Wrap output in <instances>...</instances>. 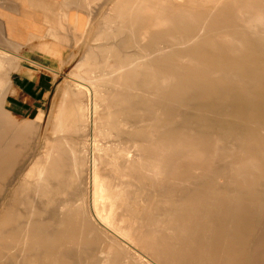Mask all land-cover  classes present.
I'll list each match as a JSON object with an SVG mask.
<instances>
[{
    "label": "rangeland",
    "instance_id": "1",
    "mask_svg": "<svg viewBox=\"0 0 264 264\" xmlns=\"http://www.w3.org/2000/svg\"><path fill=\"white\" fill-rule=\"evenodd\" d=\"M125 1L127 2L128 0H106L101 3L94 15V27L97 25H107L109 28H114L113 25L115 23L108 18L110 17L108 13H111V19L118 20L119 18L112 10H115L118 3L124 5L123 2ZM193 1H199L200 8L199 5L198 7H192L190 3ZM216 1L218 0H170V6H167L171 9L169 12L173 13L170 14L172 20L165 24L161 23V25H158L154 29L161 40L167 41L170 44L178 42L177 37L180 33H185V31H187L189 36L198 33V27L204 23H206L208 29L213 30L211 31L212 33L216 31V28H222V26L236 29L233 32H222L229 35V39L224 41V43L228 42L230 44L229 47H220V51L224 52L222 58H219L220 53L217 51L218 41L221 39L216 35L214 37L213 34L209 35L208 38L206 36L202 38L201 49L207 50L209 46L213 50V54L209 55L210 57H206L205 53H200L199 61L210 65L208 66L209 70L205 71L211 75L209 76L203 71L199 73L197 66H193L188 69L192 78L188 75L185 78L186 73L184 72L178 75L176 68L175 70L174 68H170L168 58L170 54H166L163 58H150V60L136 58L137 56H141V48L156 49L153 40L148 39L150 37L149 34L146 35L148 28H150V24L147 22L142 25L143 31L137 28V30H140L138 33L145 38L140 43L139 41L135 43L131 37L128 38V32L124 30V40H119L120 46L119 44L118 46L120 49L119 47L116 48L120 58L114 56V58H108L109 61H105L107 58H100L104 62L99 64L98 62L87 61L85 66L79 69L78 65L82 62V57L87 53L88 49L102 47L112 49L111 45L114 44L113 35L115 33L113 29L110 31L112 39L106 40L101 47L100 42L98 43V41L90 39L92 25L85 35L77 33L74 36L68 31L69 25L66 22L65 24L48 25L44 31L45 34L38 40L41 44V48H39L46 51L51 57H62L65 64L61 65L54 61L55 58H42L41 55L31 54L28 49L32 47V44L37 42V38L35 33H32L28 28V18L20 15L18 8H13L12 6L0 7V70L1 75L5 77L0 79V81L10 83L6 87L11 88L9 86L12 85L17 91V94L11 96L14 101L12 102L14 103L13 109L16 112L33 113L36 115H40L37 107H42L45 111L49 110L48 116L40 115L38 117V122H41L43 130V135L41 134L43 138L41 146L38 148L37 142L39 140L36 141L33 151L26 158L25 166L18 168L17 172L15 171L11 174V179L5 185L2 184L0 190V219H7L6 226L12 225L17 220L25 222L28 218H32V222L37 223L39 227L34 229L35 231L30 240L19 238V230H16L17 233L0 232V264H24V262L25 264L27 262L29 264H41L43 259H46L45 262H47V259L51 258L48 255L39 254V249L42 252L44 245L45 250L49 249V251H52L56 249V246L52 245L50 238L46 234L51 235L55 233L61 215V208L66 204H70L73 207L80 206L82 204L80 198L84 193L89 194L88 189L91 185H93V192L95 190L97 195L96 198L100 196L99 186L93 183L92 177L93 174L98 175V173L103 172V163L98 162V159L102 157L106 158V156L109 157L108 165H106L109 171H107L111 173H107L110 180L107 189L109 198L105 200L106 205L102 207V217L105 221H97L98 227L119 240L129 253L138 255L148 264L151 262H148L150 259H155V255L147 250L146 241L148 240L143 241L138 236L142 231L146 232L148 225H151V215L167 223L172 210H174L172 204L176 203L177 206H180L185 199L192 198L204 200L208 192L219 198L222 209L227 211L231 207L230 194H237L241 199L240 207L242 215L253 213L252 211L249 212V206L253 200L261 201L257 204L256 209H254L255 213L257 215L264 214V93L258 88L260 83L264 82V58H259L261 51L258 47L247 48L235 53L237 44H239L238 40L242 41L241 39L245 37V33L247 31L251 32L248 27L257 28L258 24L264 23V0H240L231 7L225 6L229 10H234L233 12L235 13L232 15L225 14L227 19L219 15V11L222 8L220 6L223 5L219 4L212 17L207 20L208 13L213 9ZM249 8H260L261 12L252 10L251 13L248 11ZM2 12L7 13L9 18L15 19L12 21L13 23L7 21V18L6 20L3 18ZM54 12L56 13L57 10ZM124 13H129L128 7L124 9ZM124 25H129L130 27L132 23L125 20ZM7 32L12 33L16 37L17 42H22L23 40L25 51L19 50L12 43L8 45L3 44ZM257 33L261 32L257 31ZM75 37L81 40L78 46L75 45ZM258 42L264 43V38L262 40L259 39ZM57 43L64 46L63 50L58 51L52 47ZM252 46L253 44L250 47ZM71 52L74 54L73 58H69ZM177 59L180 60L182 58H175L176 65L180 66L181 64L177 63ZM132 62L138 63L137 69L130 66ZM117 65H129L131 67L122 71L123 76L121 78L122 84L129 85V87H126L122 94H114V89L107 88L106 96L110 97L107 105L112 106L111 112L114 115L107 114L103 115L102 118L106 124L108 122H122V125L117 127V133L119 134L111 138L99 137L92 130L89 132L87 128L85 129L86 134L72 132L71 130L66 132V135L53 134L56 129L58 112L64 104V89L67 85L71 84L82 86V90L75 91L73 94L70 93L73 100L75 99L77 105L86 106V115L89 121L94 122L96 126L100 123L99 117L102 115V111H107V105L105 104L104 106V103L101 102L99 106L102 109L95 108L98 105L95 103L98 98H95L94 94L84 84H79L78 81L80 79L78 80L74 72L82 73L88 78H92L95 73L107 71L111 74L110 72ZM250 65H256L258 71L253 73L254 71L251 70ZM34 68H41L43 70L39 73L41 76L38 81L32 77V69ZM229 68H232L237 74L239 73L240 78H236L233 81L231 78L225 76L222 72H226ZM127 72H130V75H124ZM171 73L176 74V76L178 75V79L184 80L185 78L194 83L191 85V89L198 92L197 94H202L201 102L206 114H204V118L202 119H195L191 118L189 113H185L188 120L186 122L180 121V123L182 122V130H176L173 126L168 130L164 129L166 125L161 127L160 136L163 139L169 142H173L176 139L181 147L192 148L193 154L189 156L187 163L180 165L182 168L177 170L176 173L171 174L172 179H175L177 184L170 183L163 186L164 188L160 190V200L163 199V201L158 204L157 197L152 191L157 179L153 175L149 176L148 173L151 167V160L153 162L159 161L161 166L168 163L169 155L167 156L165 153L167 150L163 148L161 141H156V143L161 145L159 151L163 153V157L150 158L144 151L141 154L139 152L127 151L124 155V128H128V131L131 133V131L135 132L136 128H143L144 124L150 122L152 114H154L153 111L155 109L158 110L160 107L154 101L145 102L147 96L144 93L151 94L154 90L151 83L156 78L157 80H161L162 78L167 79L169 78L168 74ZM213 73L223 74L225 76L223 79L227 84L231 82L234 84L233 88L237 98L234 105L216 96V93H211L210 90H213V88L207 83V76L214 77ZM108 92L111 93L112 97L108 96ZM171 110L173 112L171 115L175 120L177 118L179 120L185 116L183 111L176 110L174 112L173 109ZM212 111L216 114L218 112V116L215 117L217 126L215 128L207 126L210 122V117H214L211 115ZM78 113L79 111L75 113L76 115L73 116L72 121H79L80 116ZM167 114L163 116L164 119L167 118ZM252 119H254V123L249 126L251 122L249 120ZM7 128L9 129V127ZM92 132L94 136H97L95 140L92 138ZM66 141L76 150L78 157H75L71 153L70 148L63 146ZM102 143L103 146L101 147ZM57 144L58 146L54 150V154L50 155L49 150ZM121 152L123 153L121 154ZM240 160L241 164L236 165L239 169L237 171L232 161ZM31 162L33 167H36L38 171L45 172V174H35L34 171L33 174L28 175ZM79 164H81L83 176L80 181H77V178H80L81 174L80 172L77 174L78 169L75 170V168H78L77 165ZM185 168L187 169L186 171ZM160 170L161 173L157 183L163 182V178H167L169 174L168 166L165 169L160 168ZM24 183L33 184L34 189L40 188L42 185L45 190H28L24 197L26 203L14 206L12 204L13 196L19 185H24ZM62 183H68V185H63ZM94 184L96 185V189H94ZM131 184H133V188L129 189V185L131 186ZM206 186L208 189H205ZM151 197L155 199L156 204H152L153 206L148 209L145 203H149ZM26 205L41 213L38 214L37 212V214L31 217L30 209ZM89 211L92 213L90 206ZM42 225H44L45 232L40 234L39 230ZM259 226V230H261L262 225L258 224ZM219 230L221 231L217 227L215 231L216 235L219 233ZM15 239L17 243L14 249L13 241ZM167 239L165 242H169L171 237ZM59 243H64L63 238L59 240ZM74 249L71 245L66 247L64 252H62L64 257L75 261ZM162 256L159 257V260L155 261L156 264H168L166 261H163Z\"/></svg>",
    "mask_w": 264,
    "mask_h": 264
},
{
    "label": "crops",
    "instance_id": "2",
    "mask_svg": "<svg viewBox=\"0 0 264 264\" xmlns=\"http://www.w3.org/2000/svg\"><path fill=\"white\" fill-rule=\"evenodd\" d=\"M233 11L234 10H229V8L222 7L219 11V15L227 19L225 14L232 15L234 14ZM219 29L229 32L236 30L224 26H222V28L219 27ZM248 29H250V33L242 29L247 31V33H245L243 39L240 38L242 41L239 40L235 53L246 50L247 48L258 47L261 51L259 58H264V55L262 57L264 43L258 42L259 39L262 40L264 38V23L258 24L257 28L248 27ZM257 31L261 33L258 34ZM185 36H189L187 31H185ZM218 42L220 45H217V51L220 53L219 58H222L224 52L220 51V47H229L230 44L228 42L224 43L223 40ZM175 43L170 44V46L175 45ZM251 44H253L252 47H250ZM232 50L230 51L232 52ZM171 53L172 52H170V56L168 57L169 65L170 68H174L175 70V58H177V55ZM184 54L188 55L187 50H185ZM250 66L251 70L254 71L253 73L258 71L256 65ZM168 75L170 79H176L177 77L176 74L173 73ZM208 75L210 76L211 74ZM209 76H207V83L213 88V90H210L211 93L217 94L227 89H232L235 93L233 88L234 84L232 86L226 85L223 77L219 74H213L214 77ZM2 78L5 77L1 75L0 70V79ZM7 84L9 85L10 83L0 81V95L12 96L17 94L14 86L11 85L9 86L11 88H7ZM258 88L264 93V82H261ZM13 104L14 103L11 102H0V190L1 185H5L11 179V174L18 168L25 166L26 158L33 151L36 141L39 140L37 142V147L39 148L41 146L43 130L41 128V122H38V117L40 115L48 116L49 111H45L42 107H37V110L40 111V115L15 112ZM172 109L176 112L175 107ZM169 111L172 110L170 109ZM18 113L19 116H17ZM170 116L171 112L169 113V117ZM249 121H251L249 126L253 125L254 120ZM18 124L23 125L25 133L24 138L17 136ZM7 127H9V129ZM168 160L167 164L161 166L163 169L168 166L169 174L167 178H163V182L156 183L153 188L155 190H152L154 195H157L158 204L163 201V199L160 200V190L164 188L163 186L170 183L174 185L177 184L176 180L171 177V172L175 170V155L171 156L169 154ZM32 162L30 163L28 175L33 174V171H35V174H45V172L38 171L36 167H33L31 165ZM232 162L238 171L239 169L236 165L241 164V160ZM76 173L79 174L78 171ZM78 180L80 181V178H77V181ZM26 184L24 183L25 186L20 184L16 190L12 199V204L14 206L26 203L24 197L28 190H45L42 185L40 188L34 189L33 184ZM65 184L66 183H63V185ZM205 189H208V187L206 186ZM88 190V203L85 205L81 204L77 207H73L70 204L64 205L61 208V215L55 233L51 235L46 234V236L50 238L52 245L56 246V249L52 251H49V249L45 250V245L43 246L42 252H40L39 249V254L51 257L47 259V264H148L138 255L129 253L127 248L122 246L119 240L113 238L110 233L98 227L97 221H105L102 217V207L106 205L105 200L107 198L103 199L101 195L98 197L99 199L96 198V196L94 197L93 185H91ZM259 202L261 201H251V205L249 206L250 210L249 208L248 210L253 213L242 215L240 207L241 199L237 194H230L231 207L228 208L227 211H224L221 207L220 199L216 198L214 194H209L207 192L206 199L204 200L192 198L185 199L180 206H177L176 203L172 204L174 210H172L167 223L151 215V225H148L146 232L142 231L140 233L141 235L139 234L138 236L142 238L143 241L148 240L146 241L147 250L155 255V259L149 260V262L151 261L153 263L150 262L149 264H156L155 261L159 260V257L162 255L163 261H166L168 264H264V247L256 245L257 243H264V214L257 215L254 210ZM145 204L149 209L152 204H156V202L155 199L151 197L149 203L146 202ZM82 206H86V209L83 210ZM89 206H92V213L89 211ZM26 207L30 209L31 217L37 214V212L38 214L41 213L31 206L26 205ZM6 222V218L0 219V232L7 231L9 233H17L16 230H19L18 237L25 240H30L35 231L34 229L39 227L37 223L32 222V218H28L25 222L17 220L10 226H6ZM258 224L262 225L261 230H259L260 226L258 227ZM43 226L44 225L40 227V234L45 232ZM217 227H219L221 231L219 230V233L216 235L215 231ZM170 237L171 240L165 242L168 240L167 238ZM61 238H63L64 243H59ZM16 243L15 239L13 241V248L16 247ZM69 245L75 248L73 251L75 261L67 259L62 253ZM44 260L46 259H43L42 263H40L46 264ZM26 264L29 263L27 262Z\"/></svg>",
    "mask_w": 264,
    "mask_h": 264
},
{
    "label": "bare ground",
    "instance_id": "3",
    "mask_svg": "<svg viewBox=\"0 0 264 264\" xmlns=\"http://www.w3.org/2000/svg\"><path fill=\"white\" fill-rule=\"evenodd\" d=\"M105 1L106 0H0V7L12 6L13 8L14 7L18 8L20 11V15L28 18V20H29L28 28L32 33H35V36L37 38V42L32 44V47H30L28 49L31 54L41 55L42 58H55L54 61H56V63H60L61 65L65 64V61L62 59V57H60V56L51 57V56H49L50 54H48L46 51L40 49L41 44L38 40L41 38V36L43 34H45L44 31L48 25L65 24V22H66L69 25L68 31H70L73 34V36L77 33H81V34L85 35L87 33L88 29L90 28V26L92 25L91 26L92 29H91V38L90 39L93 41L94 40L98 41V43L100 42L101 47L103 46V44L105 43L106 40L112 39V36H110L111 35L110 31L113 29V31H115V33L113 32L114 33L113 37L115 39L113 38L114 44L111 45L112 49H105L104 47L88 49L87 53L85 55H83V57H82L83 58L82 62L78 65L79 69L83 68L87 61H94V62H98V64H99V63L104 62V61L100 60V58H107V60H105V61H109L108 58H114V56H116V58H120L118 56V50L116 48L120 46L119 40H122V41L124 40V30L128 32V36H127L128 38L131 37V39L135 43L138 41L140 43L141 41H144L145 38L138 32H140V30L143 31L142 25L145 24L146 22L150 24V28H148L146 35L149 34L150 37L148 39L153 40V44L156 46V49L152 50V49H147V48H141L140 49L141 50L140 51L141 56H137L136 58H142V60H146V59L150 60V58H156V57L163 58L166 54H170V52H172L171 54H176L177 58H182L180 60L177 59V63L178 64L180 63L181 65L180 66L176 65V69L178 70V75H181V74H179L181 72L186 73L185 78L187 75L190 78H192L190 70H188V69H190L193 66H197V68H198L197 70L199 71V73L203 71L205 74H207L206 71L209 70V67H208V66H210L209 64L202 62V61L201 62L199 61L200 60L199 59L200 53H205L204 55L206 57H210L209 55L213 54V52H212L213 50L210 49L209 46H208L207 50H205L203 48L201 49L200 45L202 43L203 37L206 36V38H208L209 35L213 34L214 37L216 35L218 38H220L223 41H227V39H229V35L222 33L224 31H222L221 29H219V28L215 29L216 31L214 33H212L211 31H213V30L208 29L206 26V23H204V24L201 23L203 25H201V26L199 25L200 27H198V29H199L198 33L194 34L193 36H185V33H180V35L177 37L178 42L176 41L177 43L175 45L170 46L169 42L161 40L158 37V35L156 34V31H154V29H156V27L158 25H161V23L165 24V23L172 20V17L170 16V14H173V13L169 12V11H171V9H170V7L167 6V5L170 6V0H169V2H168V0H128L127 2L125 1L126 3L123 2L124 5H121L120 3H118V4H116L115 10H112V11H113V13H115L117 15V17L119 19L118 20L117 19H111L110 18L111 13H108V14H110V17H108V18L110 20H112V22L115 23L113 25L114 28H109L107 25H101V26L97 25L94 27L93 22H95L94 21V15L96 14V9L99 8V5ZM119 1H121V0H119ZM239 1L240 0H218V1H216L214 6H213V9H211L208 13L207 20H209L212 17L214 11L216 10V8H218L219 4H223L220 7H225V6L231 7L235 4H237ZM190 4L192 7H198L199 1H193ZM127 7L129 9V13L125 14L124 9ZM202 7L204 8V6H202ZM199 8H200V5H199ZM55 10H57L56 13L54 12ZM252 10H256L258 12H261L260 8H249L248 9L249 12H251ZM179 14H181V13H179ZM1 15L5 20L7 18V21H9L11 23H13L12 21L15 20V19L9 18V15L5 12H2ZM100 15H101V12H100ZM237 16H240V15H237ZM125 20L130 21V23H132L133 26L131 25L129 27V25H124ZM112 22H111V24H112ZM137 28H140V30H137ZM80 41L81 40L79 38L75 37V45L76 46L79 45ZM211 41H213V39H211ZM238 42H239V40H238ZM10 43H12L13 45H16L19 50L25 51V43L23 42V40H22V42L21 41L17 42L16 37H14L12 33L7 32L5 34V40H4L3 44L8 45ZM118 44H119V46H118ZM52 47L56 48L58 51H61V50H63L64 46L60 43H57L56 45H53ZM119 49H120V47H119ZM185 50H187L188 55H183ZM179 52H182V53L179 54ZM73 55H74L73 52H71L69 58H73L74 57ZM40 65H42V64H40ZM137 65H138V63L132 62L130 66L135 67V69H137L136 68V67H138ZM130 66L129 65H126V66L125 65H121V66L117 65L114 68L112 67L113 69L111 68L112 69V72H110L111 74H109L107 71L104 73H95L92 78H88L86 75H84L82 73L74 72V70H72V71L74 72V75L78 78V80L80 79L78 81L79 84H81V85L84 84L86 87H88V90H90L94 94V97L98 98L97 102H95L98 105L95 106V108H98L100 110L102 108L99 106V104H101V102H102V103H104V106H105V104L107 105V103L110 100V97L106 96L107 95V92H106L107 88L108 89H114V94H117V93L122 94V92H124V89L126 87H129V85L122 84L121 78L123 76L122 71H125V69H128V67H130ZM42 71L43 70H41V68L32 69V77H34L37 81L40 80L41 75H39V73ZM160 71H162V70H160ZM222 73L225 74V76L231 78L233 81H235L234 79L239 78V75L237 74V72L234 71L232 68H229L228 70H226V72L223 71ZM213 74L216 75L215 73H213ZM223 74H221V75L219 74V75L222 77H225V76H223ZM124 75H130V72H127ZM178 75H177L176 79L162 78L161 80H157V78H156V80L151 83L152 84L151 86L154 88L153 92L151 94L144 93V95L147 96V99L145 100V102L154 101V103H156V105H158V107H160L158 110L155 109L153 111L154 114H152L150 122L144 124L145 126L143 128H136L135 127L136 131L135 132L131 131V133H130V131H128V128H124V146H123L124 147V150H123L124 155L126 154L127 151L139 152L140 154L144 151L147 153V155L150 158H157V157H161V156L163 157V153H161L159 151L161 145H159V143H156V141H161L163 148H165L167 150V152H165L167 154V156L169 154L171 156L175 155V170L171 172L172 174L176 173L177 170L182 168V167H180V165L182 163H187L189 161V156H191L193 154V149L190 147H185V146L181 147V145L177 143L176 139L173 142H169L168 140L163 139L160 136V131H162L161 127L166 125V127L164 128L165 130L172 128V126L174 128H176V130H182L183 127L181 126V123L186 122V120H188V117H187V115H185V113H189L190 117L195 118V119H202V118H204V114H206V112L203 110L205 108L203 107V104L201 102L202 101L201 100L202 94H197L198 92L191 89V85L194 84L192 81H188L185 78H184V80L181 78L178 79ZM78 82H76V83H78ZM241 83H242V81H241ZM109 85H110V87H109ZM227 85L232 86L233 84L231 82ZM81 88H82V86H80L78 84H74V85L71 84V85H67L65 87V89H64L65 90L64 104L62 105L60 111L58 112V120H57V124H56V129H55V132L53 134H61V135L65 134L66 135V132H69L70 130L72 132L86 134V131H85L86 128L88 129L89 132H90V130H92L94 132V134L96 133L99 137L104 136V137H110L111 138L113 136H116V134H119V133H117L118 132L117 127L121 126L122 122H113V123L108 122V124H106V122L103 121V118H102L103 115H107V114L111 115V116L114 115V113L111 112L112 106H110L109 104L106 106L107 111H102V113H101L102 115H100V117H99L100 123L97 124V126L95 125L94 122H91L88 120L87 115H86V109H85L86 106L85 105H77L75 102V99L73 100V98L70 94V93L73 94L75 91L78 92V91L82 90ZM215 95L219 96L220 98H222L224 100H227L232 105H234L236 103L237 98H236L235 93L233 92L232 89L225 90V91L223 90V91H221ZM108 96H111V93H109ZM250 97H252V96H250ZM122 99L124 100V98H122ZM0 102H3V103L11 102L12 103L14 101L12 100V97L10 95H0ZM174 107L176 108V110L183 111L185 116H183L179 120H178V118H177V120H175L172 117V115L169 117V113L170 112L172 113V111H169V110L174 108ZM78 111H79L78 115L80 116L79 121L78 122L72 121L73 116L76 115L75 113H77ZM167 112H168V114H167ZM165 114H167L166 119L163 118V116ZM211 115H213L214 117H210V122L207 126L215 128V126H216V118L215 117L218 116V112L216 114V113H214V111H212ZM17 116H19V113ZM252 120H254V119H252ZM180 121H182V122L180 123ZM161 124H162V126H161ZM48 130H49V128H48ZM93 132H92V138L95 140L97 136H94ZM17 136L21 137V138L25 137L24 128H23V125H21V124H18ZM88 136H90V135H88ZM100 144H101V142H100ZM57 146H58V144L49 150L50 155L54 154V150H56ZM63 146L70 148L71 153L75 157H78V154L76 155V150H74L71 147V144L69 142L66 141L65 144H63ZM102 146H103V143H102L101 147ZM123 152H121V154ZM108 158L109 157L106 156V158L102 157V158L98 159V162L103 163L102 167H104V170L102 173H98V175L93 174V177H92L93 183H95L97 186H99V195H101V197L103 199L109 198V196H108L109 194L107 193L108 192L107 189H108V186H109L108 183L110 180H109V175L107 174V173H109L108 172L109 170L106 167V165H108V160H109ZM46 160H49V159H46ZM79 163H81V162H79ZM148 163H150V162H148ZM150 164H151L150 165L151 167H150L149 173L148 172L147 173L149 176L153 175L154 178L157 179V181H156V183H157L159 181V177H160V173H161V170H160L161 164L159 161L153 162L152 160H151ZM77 166H78V168H75V170L78 169V172H80V174H81L80 175V179H81V177L83 176V172L81 170L82 169L81 164H79ZM96 169H97V167H96ZM186 170L187 169L185 168V171ZM89 173H90V171H89ZM109 174H111V173H109ZM38 178H40V177H38ZM144 180L146 181V179H144ZM136 182L138 183V181H136ZM56 184H57V181H56ZM96 185H95L94 189H96ZM146 186H148V185H146ZM131 188H133V184H131V186L129 185V189H131ZM153 190H155V189H153ZM24 192H25V190H24ZM93 194H94V197L97 196L95 193V190H94ZM88 197H89L88 193L83 194V196L81 197L82 205H85L88 203V199H89ZM118 197H119V195H118ZM82 209L85 210L86 206H82ZM25 244H26V242H25ZM257 244L260 247H264V243H257ZM44 261H46V260H44ZM86 262H87V260H86ZM16 263H19V262H16ZM151 263H153V262H151ZM24 264H25V262H24Z\"/></svg>",
    "mask_w": 264,
    "mask_h": 264
}]
</instances>
